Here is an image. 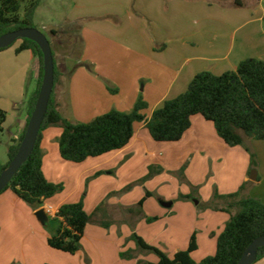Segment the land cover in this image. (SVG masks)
<instances>
[{"label":"crops","instance_id":"obj_1","mask_svg":"<svg viewBox=\"0 0 264 264\" xmlns=\"http://www.w3.org/2000/svg\"><path fill=\"white\" fill-rule=\"evenodd\" d=\"M242 1V8L217 5L223 28L231 30L212 35L204 26L214 17L209 12L213 8L204 1L41 0L34 25L47 30L52 47L53 39L58 41L62 58V63L56 61L54 90L59 111L63 115L73 105L76 113L77 106L85 104L86 116L94 120L113 109L130 112L142 97L148 104L144 114L150 118L166 101L185 93L197 74L222 75L235 71L247 59L264 61V0ZM57 3H71L72 9L60 5L57 9ZM196 18L203 21L202 29L195 30L190 43L155 49L154 40L162 42L163 38L160 31L149 32L148 21L159 29L166 20ZM71 33L77 35L74 45L78 49L82 45L80 56L61 50L62 38ZM20 43L3 50L4 58H0V77L7 72L13 80L22 77L19 95L10 84L6 98L0 100L7 114L8 150L25 131L37 89L32 71L35 58L30 51L17 53ZM106 82L118 92L111 93ZM62 132L60 127L45 129L40 146L46 179L63 184V191L36 209L11 189L0 194V264L157 263L155 254L137 247L134 234L170 258L186 251L195 236L197 249L191 256L200 262L215 255L219 236L237 212H226L231 200L216 195L240 192L234 202L252 197L264 203L257 189L264 184V168L257 166L256 180H251L253 169L246 149L226 145L214 124L201 115L192 117L190 129L177 142H156L144 122L135 123L134 136L125 148L81 163L61 158ZM259 142L264 141L247 140L246 144L256 153L262 147ZM8 150L0 165L8 163ZM132 186L137 190L131 192ZM79 202L91 216L80 251L72 255L52 249L48 240L56 230L59 208ZM255 264H264V258Z\"/></svg>","mask_w":264,"mask_h":264},{"label":"trees","instance_id":"obj_2","mask_svg":"<svg viewBox=\"0 0 264 264\" xmlns=\"http://www.w3.org/2000/svg\"><path fill=\"white\" fill-rule=\"evenodd\" d=\"M40 2L41 0H0V37L24 28H36L33 20ZM23 3H26V7L21 16ZM232 5L236 8L244 7L242 0H234ZM17 42H21L16 49L17 53L30 51L35 58L32 71L37 79V89L26 116L25 131L17 144L10 145L9 161L5 165H0V175L18 152L35 109L44 75L43 53L40 47L28 39ZM79 48L81 49L76 53L80 56L82 45ZM3 50L5 49L0 51ZM53 55L55 59L54 50ZM91 68L93 69L92 66ZM57 81L58 71L55 60V85L36 147L5 189H11L32 208H39L46 200L64 189L63 184L49 182L43 173V154L40 144L43 131L49 127H60L63 130L59 139L61 158L67 162L81 163L90 157L102 156L125 148L134 136L135 123L144 122L156 142H177L190 129L192 117L201 115L214 124L218 136L226 145L243 146L246 149L250 155L252 169L258 166L256 156L246 141H264V61L262 60L247 59L242 61L235 71L222 75H215L209 71L197 74L185 93L166 101L150 118H146L144 114L148 104L140 97L130 112L113 109L88 123L73 122L61 114L54 102ZM106 85L111 93L118 92L109 82H106ZM6 119V112L0 108V135L4 132ZM239 196L240 192L230 196H215L218 199L231 200L226 212L231 213L233 209L237 212L231 215V219L219 236L215 255L200 262H196L191 256L197 249L195 236L192 237L189 248L178 252L173 258L148 245L136 234L132 239L141 251L158 257L157 263L147 264H237L253 240L264 236V203L252 197L234 202L233 200L238 199ZM101 208L102 205L98 210ZM90 221L91 216L85 211L83 202L62 205L54 219L56 230L48 240L49 246L54 250L76 254L81 249L84 231ZM263 258L264 247L259 250L257 262Z\"/></svg>","mask_w":264,"mask_h":264},{"label":"rangeland","instance_id":"obj_3","mask_svg":"<svg viewBox=\"0 0 264 264\" xmlns=\"http://www.w3.org/2000/svg\"><path fill=\"white\" fill-rule=\"evenodd\" d=\"M197 1H204L207 4H212L211 8H213V9H212V11H209V12L214 13V14H212L214 17H212V19H210V21H209L210 23H208V25L204 26V29L208 27L207 30L212 35H216V34L220 35L222 33H225L226 31L231 30L230 28H223L222 19H221L222 16H221V14L218 15L220 10L217 9V8H219V7H217V5L222 7V8H233V7L227 6V5H230V4L232 5L234 0H225L224 2H221V3H219L217 0H197ZM57 5H60V4L57 3L55 5V7H57V9H60V7H58ZM67 5L69 6L68 8H67ZM67 5H65L63 3L60 6L64 7L65 9H69V10L72 9L71 3H69ZM263 6H264V3H263ZM25 7H26V3H23L21 10H20L21 16H23V14H24ZM234 8H236V7H234ZM56 21H58V20H56ZM211 21H212V23H211ZM44 23H47L46 20H44ZM83 23L78 22V24L81 27H82V25H84ZM202 24H203V21L200 18L191 19V20L182 19L179 21L166 20V21L162 22L161 25L159 24L160 28L157 29V25L151 26L150 21H148V30L152 34L154 33V31H155V33H158V31H160L159 36L161 38H163L162 42L154 40V47L156 50L162 49L163 47H166V46H170L171 48H177L179 46H182V44H184V43H188L191 40V36L195 33V30L200 31L202 29ZM153 28H154V30L152 32ZM39 31H41L48 39L50 38L49 33L47 32V30L43 29L42 26H39ZM184 32H186L187 34L182 35V33H184ZM65 37L66 36H64V39L62 38V40H64V41H63V48L61 50L67 54L72 53L74 51L75 52L78 51V45H74V43H76V42H74V40H75V38H77V35H75V34L73 35V33H71V34H68L66 38ZM195 42H197V41H195ZM53 43H54L53 49L56 53V61H57V63H62L61 52H60V47L58 46V41H55L53 39ZM17 44H18V42L15 43L13 46L9 47V49H13L15 46H17ZM71 47H73V49ZM1 52L2 51H0V58L1 57L4 58V55ZM93 69H94V67H93ZM6 74L8 77L7 76L0 77V100H4L6 98V94H7L6 92L8 91V89L6 90V88L10 84H12L11 88H13V92L16 95H19L20 88H22V82H21L22 77L21 76H20V81H18V78L13 80L14 79V77H13V79H11L12 77H11V75H9L8 72ZM2 76H3V73H2ZM92 106H94V105H92ZM87 109H88V107L85 104L84 105L81 104L80 107L77 106V111L75 113L73 105H70L69 108H67V110L63 113V115L66 119H69L73 122L88 123L92 120L89 118V116H86ZM9 144H10V136L5 131V132H3V134L0 135V163H1V161L5 160V158L7 157L6 152L8 150ZM259 144H262L261 145L262 147L257 148L256 153L254 152V150H252V151L254 152V154L256 156L258 166L261 165L262 170H263V168H264V142H259ZM254 172H257V170H255V169L251 170L250 176ZM151 173L153 174L152 171H151ZM133 187H135V186H132V188ZM257 189H258V192L264 196V184ZM134 190H137V188H133L131 192H133ZM123 193L126 194L127 192H123ZM123 193H121V194H123ZM153 196L155 199H157V193L155 191L153 192ZM137 207L140 208V205H138Z\"/></svg>","mask_w":264,"mask_h":264},{"label":"water","instance_id":"obj_4","mask_svg":"<svg viewBox=\"0 0 264 264\" xmlns=\"http://www.w3.org/2000/svg\"><path fill=\"white\" fill-rule=\"evenodd\" d=\"M21 39L31 40L40 47L43 53L44 75L35 109L18 152L0 175V194L6 189L18 170L33 153L55 85V59L52 46L48 38L37 28H24L1 36L0 50L13 46ZM250 179L256 180V172L251 174ZM263 247L264 236L257 237L242 254L237 264H255L258 259L259 250Z\"/></svg>","mask_w":264,"mask_h":264}]
</instances>
